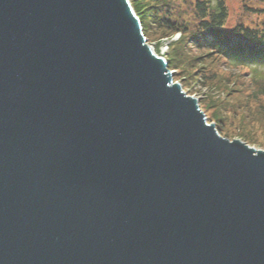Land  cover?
<instances>
[{
  "label": "water",
  "instance_id": "1",
  "mask_svg": "<svg viewBox=\"0 0 264 264\" xmlns=\"http://www.w3.org/2000/svg\"><path fill=\"white\" fill-rule=\"evenodd\" d=\"M153 48L128 0H0V264H264V150Z\"/></svg>",
  "mask_w": 264,
  "mask_h": 264
},
{
  "label": "trees",
  "instance_id": "2",
  "mask_svg": "<svg viewBox=\"0 0 264 264\" xmlns=\"http://www.w3.org/2000/svg\"><path fill=\"white\" fill-rule=\"evenodd\" d=\"M128 2L143 37L151 30L161 38L178 34V39L170 43L166 52L168 70L175 69L180 73L179 66L184 62L188 61L189 66L199 63L197 77L203 86L215 80L217 68H238L247 74L248 94L264 99V71L257 69L264 64V8L248 6L244 2L242 10L249 21L240 20L228 29L229 10L225 0ZM257 20L260 23L254 24ZM187 85L182 87L186 89ZM215 123L216 131L222 135L223 124Z\"/></svg>",
  "mask_w": 264,
  "mask_h": 264
},
{
  "label": "rangeland",
  "instance_id": "3",
  "mask_svg": "<svg viewBox=\"0 0 264 264\" xmlns=\"http://www.w3.org/2000/svg\"><path fill=\"white\" fill-rule=\"evenodd\" d=\"M225 2L229 10L226 26L228 29L240 20L249 21L248 15L245 16L242 10L244 2L248 6L264 8V0H225ZM258 23L260 20L255 21L254 24ZM151 31L146 38L149 45L154 46L152 51L166 56L168 46L178 39V34L161 38L157 36L156 31ZM199 67V63L189 66L187 61L179 66L180 73L175 69L170 70L175 71V81L184 85L188 83L186 93L199 97V106L207 123L223 124L221 137L239 140L250 147L264 150V99L248 94L247 74L245 75L243 70L238 68H217L214 73L215 80L202 86L197 77ZM257 69L264 71V64H260Z\"/></svg>",
  "mask_w": 264,
  "mask_h": 264
}]
</instances>
